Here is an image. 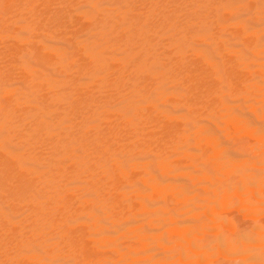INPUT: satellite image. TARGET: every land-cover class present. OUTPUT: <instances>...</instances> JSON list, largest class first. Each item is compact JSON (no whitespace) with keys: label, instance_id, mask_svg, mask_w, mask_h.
<instances>
[{"label":"bare ground","instance_id":"1","mask_svg":"<svg viewBox=\"0 0 264 264\" xmlns=\"http://www.w3.org/2000/svg\"><path fill=\"white\" fill-rule=\"evenodd\" d=\"M0 264H264V0H0Z\"/></svg>","mask_w":264,"mask_h":264},{"label":"rangeland","instance_id":"2","mask_svg":"<svg viewBox=\"0 0 264 264\" xmlns=\"http://www.w3.org/2000/svg\"><path fill=\"white\" fill-rule=\"evenodd\" d=\"M246 135H248V134H246ZM241 137H242V138H241ZM247 137H249V135H248ZM247 137H245V134H240L238 138H241V140L244 139V140H245L244 142L246 143V142H248L247 140H250V137H249V138H247ZM245 138H246V139H245ZM239 140H240V139H239ZM239 140H238V141H239ZM240 142H242V141H239V143H240ZM241 144H242V143H241ZM235 196H236V197H237V196L239 197V195H235ZM236 197H233V199H232V200H233V205L235 204V203H234V199H235ZM237 200H240V199H235V202H236ZM240 201H241V200H240ZM240 201H239V202H240ZM237 203H238V201H237ZM234 206H235V205H234ZM234 206H233V209H236V211L233 210V209H230V210H229V214H231V213H230V212H232L231 210H233V212L235 213V216H234V215H231V217H232V216H234V218L236 217V220H237V221H238V219H239V217H240L241 220H240L239 222H242V221H243L242 218H245L244 221L242 222V223H243V224H242L243 226H244V223L247 222V221H249V224H250V223H253L254 220L250 219V218H249L250 216L248 217V216L245 214L244 211H242V210H241V212L238 211V210H240V208L242 209V207H239V208L237 207V208H238V210H237V208H234ZM238 206H240V205H238ZM231 208H232V207H231ZM233 212H232V214H234ZM237 212H239V213H237ZM243 212H244V213H243ZM244 214L246 215V217H245ZM236 215H237V216H236ZM241 216H242V217H241ZM237 217H238V219H237ZM247 217L249 218V220L246 219ZM251 218H252V217H251ZM246 220H247V221H246ZM250 220H251V221H250ZM247 223H248V222H247ZM247 223H246V225H245L246 227H247V226L249 227V226H251V225L254 224V223H253V224H251V225H248Z\"/></svg>","mask_w":264,"mask_h":264}]
</instances>
